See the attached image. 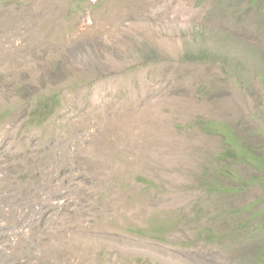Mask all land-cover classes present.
I'll return each instance as SVG.
<instances>
[{
    "label": "rangeland",
    "instance_id": "1",
    "mask_svg": "<svg viewBox=\"0 0 264 264\" xmlns=\"http://www.w3.org/2000/svg\"><path fill=\"white\" fill-rule=\"evenodd\" d=\"M263 2L0 0V264H264L261 192L206 186L232 181L197 126L264 129ZM50 90L56 113L28 127ZM150 219L175 223L164 241L123 229Z\"/></svg>",
    "mask_w": 264,
    "mask_h": 264
},
{
    "label": "trees",
    "instance_id": "2",
    "mask_svg": "<svg viewBox=\"0 0 264 264\" xmlns=\"http://www.w3.org/2000/svg\"><path fill=\"white\" fill-rule=\"evenodd\" d=\"M256 1L260 0H249V3H254ZM259 10L264 15V2L260 5ZM210 50L211 49L208 47H202L194 53L192 59L213 61L216 57L219 58L218 53ZM252 54L257 56V52L254 50ZM258 54H260L259 50ZM230 58L229 55L225 60H229ZM258 78L264 90V72L263 74L258 75ZM60 100L61 97L59 90H50L39 97L33 98L31 100L33 105L27 114V126L31 128H39L47 123L56 113L60 105ZM197 126L202 132L219 137L222 149L216 156L217 164L215 167V174L217 177L232 181L229 183L230 185H227L217 179L209 180V183H207L206 186L211 189L213 188V190L220 193L237 192L250 187L259 188L261 195L259 196L258 201H263V207L259 211L254 212L252 217H264V129L256 127L255 129L250 130L249 133L245 134L244 132H240L235 124L215 119L200 120L197 122ZM225 161H228L229 163L226 164ZM230 162L232 165L236 166H248L252 170V173L248 177H243L241 174L237 173L235 169L233 170L230 167ZM149 182L151 183V181H148L141 175H135L132 179L133 185L144 183L148 186ZM247 221L248 219L241 221V223L237 225V228L247 230L249 227ZM174 226L175 223L173 221L158 220L157 222H154L150 219L145 225L136 224L128 227L123 226V229L137 234L140 237L164 241V234L173 229ZM261 228H263V225L260 223L256 230ZM197 237L207 243L221 242L222 238H225V236H221L219 233H214L208 228L203 229Z\"/></svg>",
    "mask_w": 264,
    "mask_h": 264
}]
</instances>
